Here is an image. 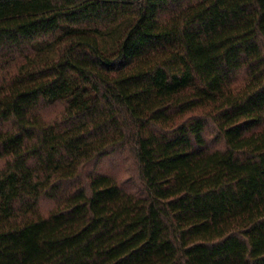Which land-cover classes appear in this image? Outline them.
<instances>
[{
  "label": "trees",
  "instance_id": "1",
  "mask_svg": "<svg viewBox=\"0 0 264 264\" xmlns=\"http://www.w3.org/2000/svg\"><path fill=\"white\" fill-rule=\"evenodd\" d=\"M0 264H264V0H0Z\"/></svg>",
  "mask_w": 264,
  "mask_h": 264
},
{
  "label": "rangeland",
  "instance_id": "2",
  "mask_svg": "<svg viewBox=\"0 0 264 264\" xmlns=\"http://www.w3.org/2000/svg\"><path fill=\"white\" fill-rule=\"evenodd\" d=\"M45 116L48 118V119H53L57 116V109H52L50 111H48L47 113H45ZM208 139L211 140L212 136H207ZM212 144H214V141H212ZM116 161V160H115ZM118 164V163H117ZM117 164L113 165L111 168H108L105 166H103L102 168H104L105 170H109V171H113L115 170L116 174L118 175V177H120L121 179H124L127 177L128 173H129V170L131 169V165L130 163H127V162H123L121 165H119L118 167ZM51 207L49 205H45L44 208H43V212L46 213Z\"/></svg>",
  "mask_w": 264,
  "mask_h": 264
}]
</instances>
